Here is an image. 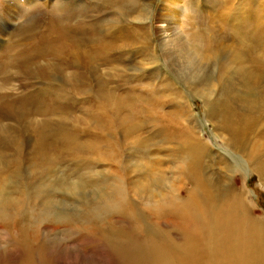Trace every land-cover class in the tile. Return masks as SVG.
I'll return each instance as SVG.
<instances>
[{
    "label": "bare ground",
    "instance_id": "obj_1",
    "mask_svg": "<svg viewBox=\"0 0 264 264\" xmlns=\"http://www.w3.org/2000/svg\"><path fill=\"white\" fill-rule=\"evenodd\" d=\"M38 1L49 4L43 27L31 20L40 10L32 6ZM153 2L5 0L0 6V229L10 227L21 235L25 264H33L40 241L38 230L30 232L25 225L39 227L47 220L44 203L54 210L50 229L76 227L80 236L103 241L119 264H264V216L235 180L244 163L264 188V0H218L213 15L207 12L217 19L208 30L221 31L222 39L216 43L215 32L208 33L199 53L178 42L177 22L189 16L184 8L178 10L182 0ZM156 2L161 9L153 17L159 25L155 38L165 61L184 75L228 155L210 148L188 94L178 88L173 111L186 122L178 119L176 131L162 133L166 148L161 158L152 164L145 155L131 166L130 159L150 151L133 154L116 139L121 118H126L127 136L136 128L133 119L146 118L162 105L154 96L159 78L161 84H172L168 73L160 72L150 34ZM191 17L198 24L199 17ZM22 19L24 26L18 25ZM162 35L173 39L166 42ZM223 49L230 54L219 61ZM124 55L138 58L134 79L113 69ZM112 72L110 82H121L114 89L127 87L108 102ZM146 73L149 83L142 85ZM77 105L79 117H72L69 111ZM55 108L57 120L39 123ZM121 110L128 111L123 115ZM80 117L87 121L80 130L85 140L74 142L68 123ZM54 136L86 154L75 159L84 170L65 169L55 177L63 180L60 190L34 170L43 156L41 145ZM68 201L77 205L72 215L66 214Z\"/></svg>",
    "mask_w": 264,
    "mask_h": 264
},
{
    "label": "rangeland",
    "instance_id": "obj_2",
    "mask_svg": "<svg viewBox=\"0 0 264 264\" xmlns=\"http://www.w3.org/2000/svg\"><path fill=\"white\" fill-rule=\"evenodd\" d=\"M85 1V0H82ZM5 2V0H0V6ZM50 5L55 2V0H49ZM73 2V0H72ZM155 2V0H154ZM153 2V3H154ZM160 2V1H159ZM38 4H33L32 6L34 9L40 8L39 11L33 12L31 16V20H35L36 23L41 24L40 27H43L44 19H45V12L49 10V4L43 5L41 1L37 2ZM88 4V3H87ZM182 5L178 10L184 8L186 12H189V16L182 15L180 21L176 22L177 26L175 29L177 30L176 34L179 35V44H185L189 48H194L197 53L200 52L198 45L202 46V49L205 48L207 45V36L208 33L212 36V32H215L214 36L217 39V42H220L221 36L217 33H222L221 31H212L210 32L208 29L212 26L216 25V17L208 16V13L213 15L215 10V6H219L218 0H182ZM200 4V5H199ZM73 5V4H72ZM142 2L137 6L141 7ZM25 6V5H19ZM158 2H156L153 10H152V18H150L149 25H150V34L155 41V48L158 60L162 63L163 70L160 71L163 75L168 73V78L172 84H161V78L157 80L156 84H153L155 87L154 96L161 99L163 101L162 105L156 108L154 114L150 111L146 118H142V115L138 117L140 119H133L131 121V125L136 126V128L132 127L133 130L129 135L126 136V132L128 130V125L126 123V118H121L122 125L118 129V133L116 135V139H121L122 141V148L126 151H133V154L137 152H145L150 151V154L141 155L140 158H133L130 159V165L135 166L139 164L144 159L145 155L148 158L147 161H150L152 164L155 162L157 157H162V150L166 147L164 146V141L161 139L162 133H171L176 131L177 128L175 124L178 119H181V123H185L186 121L180 118L175 114L173 111V104L172 101H175L179 96L176 94V90L183 89L188 94V104L192 107L193 114L196 117V122L198 127L200 128V134L203 135L204 139L207 143H209L210 148L214 150L219 155H228L231 153L230 150H227L224 145H221L218 139H215L212 135L211 126L204 120L202 117L203 115V107L199 99L193 98L190 95L191 88L184 81V75L182 73L177 72L173 66L169 65L165 61V57L163 54L164 49L161 47V41L158 38H155L156 29L159 26L158 23L154 22L153 17H155L156 12L158 9H161V6L158 8ZM196 6H200V10H196ZM31 7V6H30ZM213 8V9H212ZM27 10V9H26ZM205 11V12H204ZM200 12H204L205 20L204 25L202 24ZM89 14V13H87ZM192 14L197 15L199 18L191 17ZM133 16V15H132ZM181 16V15H179ZM188 19V20H186ZM179 20V19H178ZM186 20V21H185ZM54 22V21H53ZM206 22H209V26L206 25ZM213 22V23H212ZM22 24L25 25V19H22L18 22V25ZM29 25V24H28ZM26 25V26H28ZM180 25V28L177 27ZM209 27V28H208ZM206 32V33H205ZM223 34V33H222ZM14 36V35H13ZM163 40L168 42L169 38L173 39L172 36L166 37V35H162ZM166 37V39H165ZM155 38V39H154ZM178 49L180 50V46L178 45ZM233 51L235 48L232 49ZM202 51V50H201ZM228 54L230 52L228 50H222V53H218V60L224 61L228 58ZM159 55V56H158ZM138 61L137 56H131L127 58L125 55L122 57L120 63L113 67L116 70V67H119L121 75L127 80L128 77L138 76L139 74L134 71L135 66L137 65L136 62ZM150 68V67H149ZM150 70V69H149ZM151 71H149L150 73ZM161 74V75H162ZM112 75H116L115 73H111L108 76L107 82L111 81ZM91 76L96 77L95 74ZM147 73L144 75V78L140 81L142 85H146L149 81H146ZM207 81V80H206ZM204 82L203 88L207 87V82ZM192 84L191 81H189ZM212 82V81H210ZM209 82V83H210ZM121 82L118 80L117 82H110L107 87L108 92V102H111L115 97H117V93H124L126 91L125 88L118 87L114 89L116 85L120 84ZM161 86V87H158ZM192 87V85H190ZM113 89L115 91H113ZM26 92L25 90H21ZM152 91V90H151ZM139 94L140 93H135ZM178 96V97H177ZM133 98L135 96L133 95ZM128 98H122L121 100H126ZM135 100V99H133ZM125 108V107H124ZM81 109V106L77 105L71 108L69 113L73 116H78V111ZM141 109V108H140ZM61 111V110H60ZM128 110H121L123 115L126 114ZM59 114L55 108V112L47 117L38 118L39 123L44 121H54L57 120ZM81 118V117H80ZM27 121L29 119L25 118ZM83 119V118H81ZM84 119L81 121H72L68 123V129L70 133L73 135L74 142H83L85 140L84 136L81 135L80 130L87 126ZM130 123V121H129ZM23 125L27 128L26 124L23 122ZM61 125H59L60 127ZM43 126L42 128H44ZM97 127V126H96ZM46 128V127H45ZM44 128V129H45ZM57 133V131H56ZM58 135V133H57ZM24 139H26L24 137ZM32 143H35L31 140ZM41 149L43 150V156L41 158L40 164L37 166L35 172L38 175L45 174L47 179H43L45 184H54L58 190L63 189V180L55 178L61 173V170L64 171L65 169H80L84 170L80 167V165L76 162L78 157L83 158L86 157L84 152L77 151V148L69 147L62 144V141L58 136H54L51 139H48L41 145ZM159 151V152H158ZM158 152V154H157ZM168 155V153L166 152ZM236 157V155H233ZM76 159V160H75ZM76 166L74 168L73 166ZM241 165V164H240ZM172 166L169 162L167 167ZM244 167V168H243ZM32 170V169H31ZM238 173L240 177H235L236 184L238 187H243L248 196L249 202L255 209V212L259 215L264 216V188L259 183V180L256 176L251 174L248 169L242 163V168H238ZM24 174L29 173V169H26ZM75 182V179H72ZM41 182H39V187ZM183 185V183H182ZM187 189V187H186ZM45 191V190H43ZM47 192V191H45ZM48 194V192H47ZM57 201L60 199L59 197H55ZM76 204H73L68 201L66 205V214L72 215L73 208H76ZM41 207L43 208L45 215L47 216V220L43 221L40 226L34 225L33 223H28L27 226L31 231L38 230V234L40 233V241L37 245L34 246L35 252L32 256L33 264H119L118 260L115 258L114 254L108 250L106 244L99 240L88 239L80 236L79 233L76 232V227L74 230H65V229H50L52 225V220L54 217V210L52 208H48L46 203L42 204ZM58 214H62L61 212H57ZM56 219H59L56 217ZM21 239V235L15 231L14 229L8 227L7 229H0V264H25L26 253L24 250L20 248L19 242ZM109 252H108V251ZM114 258V259H113Z\"/></svg>",
    "mask_w": 264,
    "mask_h": 264
}]
</instances>
